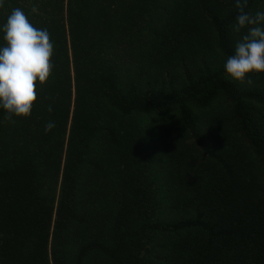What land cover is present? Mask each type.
Masks as SVG:
<instances>
[{
	"label": "trees",
	"instance_id": "obj_1",
	"mask_svg": "<svg viewBox=\"0 0 264 264\" xmlns=\"http://www.w3.org/2000/svg\"><path fill=\"white\" fill-rule=\"evenodd\" d=\"M13 8L54 67L29 118L0 108V264H264V73L224 70L235 0H4L0 26Z\"/></svg>",
	"mask_w": 264,
	"mask_h": 264
},
{
	"label": "clouds",
	"instance_id": "obj_2",
	"mask_svg": "<svg viewBox=\"0 0 264 264\" xmlns=\"http://www.w3.org/2000/svg\"><path fill=\"white\" fill-rule=\"evenodd\" d=\"M248 0H235L238 10L233 30H246L229 56L224 70L231 80L251 86L252 74L264 73V11H246ZM4 0H0V8ZM35 11V8L33 9ZM4 46H0V108L7 118H29L37 100V82L49 81L54 67V45L47 29L36 28L21 8H13L0 26ZM49 105L48 111L52 112ZM56 127L54 121L45 125V132Z\"/></svg>",
	"mask_w": 264,
	"mask_h": 264
}]
</instances>
